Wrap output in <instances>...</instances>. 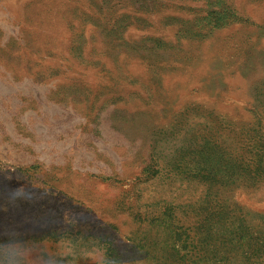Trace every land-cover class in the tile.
Returning <instances> with one entry per match:
<instances>
[{
  "label": "rangeland",
  "instance_id": "374dc122",
  "mask_svg": "<svg viewBox=\"0 0 264 264\" xmlns=\"http://www.w3.org/2000/svg\"><path fill=\"white\" fill-rule=\"evenodd\" d=\"M0 264H264V0H0Z\"/></svg>",
  "mask_w": 264,
  "mask_h": 264
}]
</instances>
